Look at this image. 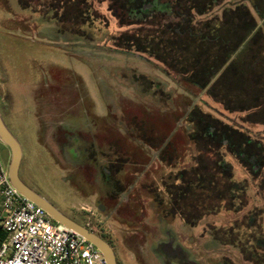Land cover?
<instances>
[{
    "label": "rangeland",
    "instance_id": "rangeland-1",
    "mask_svg": "<svg viewBox=\"0 0 264 264\" xmlns=\"http://www.w3.org/2000/svg\"><path fill=\"white\" fill-rule=\"evenodd\" d=\"M22 1L32 8L0 0V112L22 149L23 182L67 217H82L104 232L119 264H161L167 222L152 198L195 167L189 179L205 175L212 185L206 191L195 185L196 226L173 220L169 240L175 242L176 233L199 264H221L222 258L250 264L253 255L264 262V166L252 174L226 147L207 150L198 133L197 147L192 120L199 112L245 140L250 136L263 160L264 124L226 109L215 89L180 85L148 55L117 48L112 37L135 28L120 26L108 1L87 0L92 13L77 25L60 22L62 13L48 9L61 0ZM240 2L262 26L248 0H224L211 15ZM80 4L70 5L75 16ZM253 144L251 154L258 152ZM116 152L115 166L109 154ZM0 158L9 169L11 151L1 141ZM116 180L124 190L114 187ZM236 186L238 201L231 193ZM115 210L124 217L110 218ZM223 232L233 238L229 244L211 240Z\"/></svg>",
    "mask_w": 264,
    "mask_h": 264
},
{
    "label": "trees",
    "instance_id": "trees-1",
    "mask_svg": "<svg viewBox=\"0 0 264 264\" xmlns=\"http://www.w3.org/2000/svg\"><path fill=\"white\" fill-rule=\"evenodd\" d=\"M18 1L22 8H32ZM79 1L61 0L59 4H49L48 9L62 13L60 22L77 25L87 21L92 13L87 0L86 3ZM106 1L120 26L135 28L112 37L117 48L148 55L164 65L165 72H172L180 85L185 82L211 93L215 89L217 99L226 109L246 112L252 121L264 124V0H248L263 22L262 26L241 2L212 16L213 10L221 8L224 0ZM76 4H80L81 12L75 16L70 5ZM197 115L192 120L197 131L194 132L197 147L199 139L210 151L212 147L215 150L227 147L238 155L249 152V144L254 142L250 136L245 140L242 132L232 126L221 123L219 127L211 116L199 112ZM253 149L258 151L255 153L258 164L263 167L261 149L256 143ZM204 178L196 180L200 186L197 191L201 188L206 191L212 185V178L205 175ZM213 186L216 188L214 181ZM153 200L158 202V196ZM6 239L7 233L0 228V245Z\"/></svg>",
    "mask_w": 264,
    "mask_h": 264
},
{
    "label": "built area",
    "instance_id": "built-area-1",
    "mask_svg": "<svg viewBox=\"0 0 264 264\" xmlns=\"http://www.w3.org/2000/svg\"><path fill=\"white\" fill-rule=\"evenodd\" d=\"M0 264H107L88 239L56 222L12 184L0 158Z\"/></svg>",
    "mask_w": 264,
    "mask_h": 264
},
{
    "label": "flooded vegetation",
    "instance_id": "flooded-vegetation-1",
    "mask_svg": "<svg viewBox=\"0 0 264 264\" xmlns=\"http://www.w3.org/2000/svg\"><path fill=\"white\" fill-rule=\"evenodd\" d=\"M225 148V147H223ZM223 149H220V151ZM226 153L231 154L232 156H235V158H237V161L240 162L239 164L242 167H248L250 168V170H252V174H255L258 169H261V166L258 164V160L257 154H250V152L248 153H243L241 155L235 154L234 150H229L226 147ZM220 154V153H219ZM109 157L113 158V162L115 163V166L117 165L116 163L119 162V160H117V152L116 154H109ZM222 166V165H221ZM219 167V166H217ZM221 168V167H219ZM186 171V170H184ZM194 171H196V168L193 167L190 171V174L194 173ZM221 171H223V169L221 168ZM116 172V171H115ZM118 172V171H117ZM122 172V171H121ZM189 174L186 176L184 172H180V174L177 177V181H174V185L172 186L171 189H166L163 188L162 191H160L159 196H158V202H156L155 204L158 206V210L160 211V219H162L163 221H166L165 225H163V229H162V233L165 235V240H161L162 242L160 244L163 245V253L161 252V256H158V258H160V262L161 264H199V263H195L194 259L192 258V254L190 253V251L186 248V246L184 245V243L180 242L177 234L175 233V242L174 240L172 241V239L169 240L168 235L171 234V230H172V221L176 220L177 218L181 219L184 224L186 226H189L190 228H193L196 226V213H191V211L196 210V180L193 182V179H189L191 176ZM188 178V179H187ZM25 183V182H24ZM129 183V181H128ZM120 180L119 181H114L113 185L114 187L119 186ZM238 186H236L234 188V190L231 191V193L233 194L232 197H234V199H236V201H238ZM32 189V188H31ZM35 191V190H34ZM241 191V190H240ZM37 192V191H36ZM38 193V192H37ZM230 193V194H231ZM234 194H236L234 196ZM166 196V198H165ZM231 197V199H232ZM154 198V197H153ZM152 198V201L154 202ZM99 209H102V206L99 207ZM83 213V217H85V213ZM122 214V215H121ZM124 214L122 212H118V210H115L113 212H110V218H119L120 217H124ZM131 218V217H130ZM132 219V218H131ZM74 220V219H72ZM161 220V221H162ZM189 221H193V223H189ZM76 221L78 224L86 227L88 230H90L91 232H93L94 234L98 235L100 238H102L104 241H106L113 249L115 255H116V259H117V263L119 264V260H118V256L116 253V250L114 248V246L112 245L111 242H109L106 238V235L104 234V232H102L100 229H95L93 226H91L90 223H85L84 219L82 217L79 218V220H74ZM174 222V221H173ZM84 223V224H83ZM224 234H221V236L218 237L217 234L213 235V237H211V240H214L216 242H219L222 246L229 244V239H233L231 237V235H229L228 233L225 234V232H223ZM167 236V237H166ZM239 239V235L237 238V242ZM166 241L170 242V248L173 252H176L175 254H185L187 255V259H184L182 261L178 260L177 258H173L171 255H169L167 253V250H165L164 247H168L169 245H167L168 243ZM189 243V242H188ZM167 245V246H166ZM172 248H175V250H173ZM182 255V254H181ZM178 256V255H177ZM179 257V256H178ZM254 255L252 257V259L250 260V264H264L263 261H259ZM164 260H167V262H165ZM223 262H221V264H230L231 262L228 260H225L224 258H222Z\"/></svg>",
    "mask_w": 264,
    "mask_h": 264
},
{
    "label": "water",
    "instance_id": "water-1",
    "mask_svg": "<svg viewBox=\"0 0 264 264\" xmlns=\"http://www.w3.org/2000/svg\"><path fill=\"white\" fill-rule=\"evenodd\" d=\"M0 141L3 144H5L11 151L9 176L14 187L26 198L33 201L38 206L42 207L56 222L67 227L68 229L74 230L75 232L85 237L90 242H92L99 249L101 257L105 259L107 264H118L116 255L112 247L106 241H104L98 235L88 230L86 227L78 224L76 221L64 215L51 202H49L46 198L42 197L40 194H38L36 191L31 189L27 184L23 182V180L20 178L19 175V170L22 161V149L17 139L8 129L1 115V112H0ZM181 254H178L179 256L178 259L180 261L187 259V255L183 253Z\"/></svg>",
    "mask_w": 264,
    "mask_h": 264
},
{
    "label": "crops",
    "instance_id": "crops-1",
    "mask_svg": "<svg viewBox=\"0 0 264 264\" xmlns=\"http://www.w3.org/2000/svg\"><path fill=\"white\" fill-rule=\"evenodd\" d=\"M1 207V206H0Z\"/></svg>",
    "mask_w": 264,
    "mask_h": 264
}]
</instances>
